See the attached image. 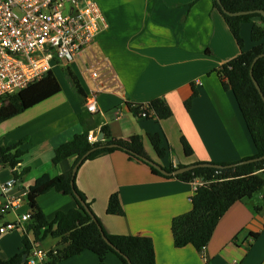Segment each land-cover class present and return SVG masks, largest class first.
I'll use <instances>...</instances> for the list:
<instances>
[{
  "label": "crops",
  "instance_id": "crops-1",
  "mask_svg": "<svg viewBox=\"0 0 264 264\" xmlns=\"http://www.w3.org/2000/svg\"><path fill=\"white\" fill-rule=\"evenodd\" d=\"M105 23L92 47L70 65L97 111L85 113L75 92L60 70L52 69L61 91L45 101L0 123V146L22 141L21 162L12 169L0 166V181L18 179L11 194L21 205L2 211L7 195L0 190V226L17 221L30 211L27 193L45 173L59 176L76 165V157L53 163L55 150L86 130L98 138L103 125L112 137L128 140L138 134L151 160L163 167L200 162L239 163L256 150L247 131L230 82L220 75L224 64L241 49L213 0H97ZM262 24V22H258ZM252 23L241 25L244 49H252ZM95 65L105 88L96 92L91 74ZM60 70L58 75L54 69ZM163 99L172 110L165 119L134 115L128 103L149 104ZM158 133L167 148L159 158L149 140ZM192 147L185 154L182 140ZM104 140V136L103 139ZM155 154L156 160L152 158ZM25 174L18 177L14 174ZM78 188L110 234L143 235L152 238L157 264H264V191L235 203L218 223L203 256L194 246H174L172 219L192 209L195 194L191 182L155 174L150 166L123 150L101 155L82 163L76 172ZM118 193L121 212H107L109 198ZM48 220L59 211L77 208L70 195L48 191L37 200ZM28 222L0 237V264L24 249ZM46 250L64 246L48 234L38 241ZM109 264H119L114 253ZM59 264H99L89 251Z\"/></svg>",
  "mask_w": 264,
  "mask_h": 264
},
{
  "label": "trees",
  "instance_id": "trees-1",
  "mask_svg": "<svg viewBox=\"0 0 264 264\" xmlns=\"http://www.w3.org/2000/svg\"><path fill=\"white\" fill-rule=\"evenodd\" d=\"M213 4L224 16L241 49L237 57L222 66L220 75L229 79L232 92L256 150L252 157L244 160L260 157L264 155V99L251 76V68L255 58L264 54V17L257 12L230 16L222 11L217 0H213ZM221 4L231 12L264 10V0H221ZM257 19L263 23L259 24ZM243 23H252L251 39L255 45L249 50L244 49V39L241 34ZM60 70L75 92L80 106L84 107L87 103V95L77 74L70 65L61 66ZM253 76L264 93V55L254 63ZM61 89L59 80L50 70L39 81L7 98L0 107V123L56 95ZM127 105L136 116L145 112L146 117L140 116L141 118L150 119L155 116L159 119H165L172 115V110L163 99L152 100L149 104L128 103ZM85 113L88 114L87 108ZM101 130L104 132V140H97L92 143L88 139L89 131L86 130L58 146L55 150L53 163L58 165L63 160L74 156L78 162L90 150L92 151L84 162L112 153L115 150H123L132 158L148 164L155 174L162 177L177 178L186 182H190L195 177H202L208 182L193 195L191 199L192 209L172 219L171 231L176 248L187 245L194 246L198 251L206 248L221 218L232 205L245 198L253 197L259 191H264V159L237 166L233 165L235 163L221 164L224 166L223 168L199 167L179 175L168 176L150 164L151 158L145 150L140 135L135 134L130 136L128 140H120L112 137L108 126L103 125ZM148 137L157 156L160 159L164 158L167 154V148L163 145L161 136L158 133H149ZM182 143L185 154L191 156L194 153L192 147L185 139L182 140ZM21 145L22 141H18L9 146H0V165H7L16 169L24 155ZM177 166L184 167L187 165L179 163ZM164 168L168 171L176 169L173 165ZM27 171L28 169H24L21 174L17 172L14 174L20 177ZM72 171L73 169L56 177L45 173L34 181L27 193V201L33 219L28 229L29 232H33L34 240H43L46 235L51 234L59 238L60 243L64 244L63 247L50 251L48 264H59L86 250L98 256L99 264H109L106 259L110 253L118 256L119 264H157L152 238L143 235L110 234L106 231L100 219L91 209V204L86 195L78 188L76 175L73 178ZM51 190L72 196L77 201L78 207L59 211L53 220H48L37 200ZM76 195H79L86 202L92 214L85 210ZM263 207L264 203L262 206H257L256 211ZM107 212L110 214L121 212L118 193L110 196ZM100 227L111 243L105 240ZM32 247L31 238L26 236L24 249L1 264H22L24 254L30 257ZM26 264H28L27 261Z\"/></svg>",
  "mask_w": 264,
  "mask_h": 264
},
{
  "label": "built area",
  "instance_id": "built-area-1",
  "mask_svg": "<svg viewBox=\"0 0 264 264\" xmlns=\"http://www.w3.org/2000/svg\"><path fill=\"white\" fill-rule=\"evenodd\" d=\"M104 23L97 0H0V107L10 95L39 81L55 65H71L92 47ZM91 74L96 92L102 91L105 85L99 80L101 75L95 65L91 66ZM86 108L96 112V102H87ZM140 116L146 117V113ZM88 139L92 143L97 141L91 133ZM17 181L16 177L0 181V190L7 195L2 211L14 210L23 202L21 197L11 194ZM190 182L195 192L208 183L202 177ZM27 222H33L30 211L17 221L0 226V237ZM25 229L29 231L28 227ZM200 252L206 256L205 247ZM49 253L35 240L27 262L48 264Z\"/></svg>",
  "mask_w": 264,
  "mask_h": 264
},
{
  "label": "water",
  "instance_id": "water-1",
  "mask_svg": "<svg viewBox=\"0 0 264 264\" xmlns=\"http://www.w3.org/2000/svg\"><path fill=\"white\" fill-rule=\"evenodd\" d=\"M218 3L221 5V9L224 13L230 15V16H240V15H247V14H251V13H254V12H257L259 14H261L263 17H264V10H255V11H237V12H231V11H228L225 7H223V5L221 4V0H217ZM264 54H261L259 56H257L252 64V68H251V76L254 80V83L256 85V87L258 88L261 96L263 97L264 99V93L259 85V83L256 81V79L254 78L253 76V65L254 63L261 57L263 56ZM103 136H104V132H101L100 135L98 136L97 140H101L103 139ZM92 150L88 151L86 154H84L79 160L78 162L76 163V165L74 166L73 168V171H72V177L74 178V176L76 175V172H77V169L78 167L84 162V160L86 159V157L89 155V153L91 152ZM264 159V155L260 156V157H256V158H252V159H248V160H243L239 163H236V164H233L234 166H237V165H241V164H246V163H251V162H256V161H260ZM150 164L154 165L158 170H160L163 174L165 175H168V176H175V175H179L181 173H185V172H188V171H191V170H194L196 168H199V167H216V168H223L224 166L221 165V164H217V163H210V162H200V163H195V164H191V165H187V166H184V167H178L176 168L175 170L173 171H168L167 169H165L162 165H160L159 163H156L152 160H149ZM72 184H73V179H72ZM79 202L82 204V206L85 208V210L89 213V214H92V211L91 209L88 207V205L86 204V202L80 198L79 195H76ZM100 230L102 232V235L103 237L105 238V240L108 242V243H111L109 241V239L106 237L104 231L102 230V227H100ZM27 258H28V255L27 254H24L23 256V259H22V264H26V261H27Z\"/></svg>",
  "mask_w": 264,
  "mask_h": 264
},
{
  "label": "rangeland",
  "instance_id": "rangeland-1",
  "mask_svg": "<svg viewBox=\"0 0 264 264\" xmlns=\"http://www.w3.org/2000/svg\"><path fill=\"white\" fill-rule=\"evenodd\" d=\"M257 21L263 23V21H261L260 19H257ZM54 71H55L56 74L60 75V74H59V72H60L59 68H58V69H57V68L54 69ZM60 73H61V72H60ZM60 76H61V75H60ZM152 155H153V156H152L153 159H155V158H156V160L158 159L157 157H155V154H152ZM33 241H35V240H32V242H33ZM55 250H56V249H55ZM55 250H53V251H55ZM49 256H50V255H49ZM116 256H117V255H116Z\"/></svg>",
  "mask_w": 264,
  "mask_h": 264
}]
</instances>
